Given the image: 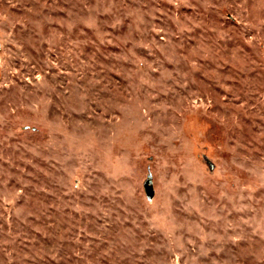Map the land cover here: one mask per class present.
<instances>
[{"label": "rangeland", "instance_id": "1", "mask_svg": "<svg viewBox=\"0 0 264 264\" xmlns=\"http://www.w3.org/2000/svg\"><path fill=\"white\" fill-rule=\"evenodd\" d=\"M0 264H264V0H0Z\"/></svg>", "mask_w": 264, "mask_h": 264}]
</instances>
